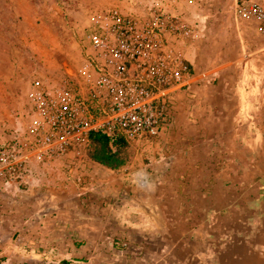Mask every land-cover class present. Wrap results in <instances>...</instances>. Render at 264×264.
<instances>
[{
    "label": "crops",
    "instance_id": "0c3cea01",
    "mask_svg": "<svg viewBox=\"0 0 264 264\" xmlns=\"http://www.w3.org/2000/svg\"><path fill=\"white\" fill-rule=\"evenodd\" d=\"M150 1L105 0L89 16L112 7L132 15L143 14ZM237 3L238 0H180L176 6L196 28L193 42L178 44L191 65V74L182 88L169 93L173 120L158 141L132 147L140 155L149 150L150 171L116 173L130 168L131 163L111 169L90 158L30 159L24 182H0V209L9 214L0 220V227L7 231L0 230V240L7 236L6 242L12 248L35 246L24 250L27 254L21 253L37 257L39 263L45 262L47 256L54 262L78 258L95 264L92 258L82 255L90 253L94 246L111 248L114 244L109 246L110 238H118L138 246L136 252L124 254L121 260L106 253L102 260L107 264H141L139 247L152 245L153 239L172 230L175 215H181L189 225L186 214L194 210L184 205L185 201L172 205L173 199H185L191 193L179 187L163 191L160 183H184L196 176L199 181L211 178L217 182L226 150L236 151L231 165L253 171L254 180L263 184L260 190L264 197V36L252 23L240 18ZM139 4L143 6L139 8ZM17 82L13 75L0 79V145L12 138L25 139L26 127L34 117L29 99L32 86L29 83L26 90L23 86L24 93L18 95L7 88ZM207 151L216 154L213 161L205 157ZM238 151H246L245 158L240 159ZM213 166V173H207L206 168ZM132 185L138 189L132 190ZM143 190L148 196L142 198H148L149 204L141 202ZM132 198L134 204L140 200L139 204H132ZM166 198L173 202L165 204ZM64 200L70 202L69 208L62 206ZM166 237L172 242L163 241V245L181 241ZM188 239L183 237V243ZM62 245L70 247L58 250ZM84 246L90 250H81Z\"/></svg>",
    "mask_w": 264,
    "mask_h": 264
},
{
    "label": "built area",
    "instance_id": "2783aa9c",
    "mask_svg": "<svg viewBox=\"0 0 264 264\" xmlns=\"http://www.w3.org/2000/svg\"><path fill=\"white\" fill-rule=\"evenodd\" d=\"M179 2L151 0L138 15L112 7L89 16L87 52L77 72L55 85L34 82L27 137L0 145V182H24L30 159L87 157L92 131L109 137L112 148L116 136L130 147L158 141L173 120L169 93L191 74L178 44L193 42L196 28L177 10ZM236 10L264 36V0H238ZM44 260L35 264H90Z\"/></svg>",
    "mask_w": 264,
    "mask_h": 264
},
{
    "label": "rangeland",
    "instance_id": "374dc122",
    "mask_svg": "<svg viewBox=\"0 0 264 264\" xmlns=\"http://www.w3.org/2000/svg\"><path fill=\"white\" fill-rule=\"evenodd\" d=\"M104 1L0 0V79L11 78L13 75L18 81L8 86V90H16L18 95H22L23 86L26 90L29 83L33 86L34 82L42 81L55 85L64 79H71L83 63L87 52L83 34L88 16L92 9ZM142 6L143 4H139V8ZM18 99L21 100V96ZM19 102L18 105H21V101ZM24 105L28 106L26 103ZM195 119L198 121V118ZM144 152L142 155L135 154L133 148L129 147L128 162L132 166L114 172L131 171L132 174L149 172L150 167L147 165L150 163V158L147 157L149 150ZM209 152L205 153V157L208 160L211 157L210 161H213L212 158L216 154L214 151ZM235 152L226 150L224 152L226 156L222 155L224 163L220 168L217 182L211 178L199 181L196 176L184 183L178 181L160 183L159 187L163 191L168 187H170L168 190L173 188L177 190L179 187L184 192L191 193L189 197L185 196V199H173L175 204L172 205L176 206L178 202L185 201L184 205L194 207V210L186 214L189 225L184 223L181 215H175L176 224L172 230L158 236V239H153L152 245L139 247L138 251L143 257L141 264H264V197L260 190L263 184L254 180V173L250 168L231 165V158ZM238 152L240 159L245 158L246 151ZM61 158L71 159L72 155L68 154ZM213 171L214 166L212 169L206 168L207 173ZM66 172L63 171L64 176ZM130 188L138 189L134 185ZM55 190L54 188L51 191ZM142 193L144 194L145 190ZM199 193H203L204 196ZM145 196H148V193L141 196V202L149 204L148 198H142ZM131 200L134 204L135 199ZM57 201L60 202V199ZM139 201H135L134 205L139 204ZM164 201L168 205L173 202L167 198ZM62 206L69 208L71 204L64 200ZM199 207H202V210H198ZM2 210L4 209H0V220L9 215L2 213ZM189 226L191 229H188ZM0 230L7 233L5 227H0ZM166 236L181 241L176 245H163V241L172 242L167 240ZM183 237L185 239L189 237L185 244ZM6 239L7 236H4L0 240V264L39 263L37 257L24 256L27 254L24 250L35 246L12 248ZM110 241L109 246L111 243L114 244L111 248L94 246L90 253L82 256L92 258L95 264H107L102 260L106 253L121 260L124 254L131 255L138 247L118 238H110ZM80 242L77 245L79 247ZM68 247L70 246L62 245L57 248L64 251ZM80 249L90 250L89 246Z\"/></svg>",
    "mask_w": 264,
    "mask_h": 264
},
{
    "label": "trees",
    "instance_id": "16d2710c",
    "mask_svg": "<svg viewBox=\"0 0 264 264\" xmlns=\"http://www.w3.org/2000/svg\"><path fill=\"white\" fill-rule=\"evenodd\" d=\"M89 139L86 152L88 158L111 169L122 167L128 162L127 153L130 146L122 136L113 138V148L109 145V137L99 131L90 132Z\"/></svg>",
    "mask_w": 264,
    "mask_h": 264
}]
</instances>
